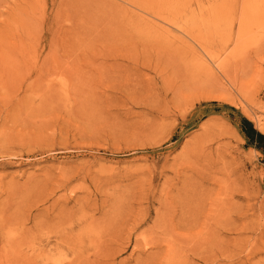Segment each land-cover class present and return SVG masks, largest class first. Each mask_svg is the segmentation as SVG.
Segmentation results:
<instances>
[{"label": "rangeland", "instance_id": "374dc122", "mask_svg": "<svg viewBox=\"0 0 264 264\" xmlns=\"http://www.w3.org/2000/svg\"><path fill=\"white\" fill-rule=\"evenodd\" d=\"M242 120L264 136V0H0V256L30 216L73 225L38 264H264Z\"/></svg>", "mask_w": 264, "mask_h": 264}, {"label": "bare ground", "instance_id": "6f19581e", "mask_svg": "<svg viewBox=\"0 0 264 264\" xmlns=\"http://www.w3.org/2000/svg\"><path fill=\"white\" fill-rule=\"evenodd\" d=\"M227 191H228L229 195L226 196L227 198H225V201L221 200V201H219L220 203H215V201H210L209 207H207V206L202 207V210L199 213V216L205 217V222L203 221V225H204V230H206L204 232V235L206 236V238L210 237V239H212V237H214L216 235L215 233L219 234L218 230H216V228H218L217 223H219L218 219H220L221 222H222L223 217L224 218L226 217L227 220H230V216H231L230 213L232 214L234 212L232 205L229 203L230 197L234 196L231 185L227 187ZM223 211H224V216L220 217L221 212H223ZM246 212H247V210L245 211L244 214H246ZM209 214H211V219L208 218ZM244 214H243V217L246 216ZM197 215H198V213H197ZM52 219H53V217H51L50 220H52ZM78 219H80V218H78ZM33 220L34 219H32L30 216H28L25 219L24 218L21 219L20 217L19 218L13 217V218L7 219V220H5V222H3V223H5L3 225H5L7 228L9 227V229L12 228V226L13 227L21 226V225L25 226L31 222L33 223V225L31 228H29V229L27 228V230L23 228L20 233H18L15 236H12L6 240V250H5V254H4L5 256L4 255L0 256V263L1 262L10 263L13 260V261H15V263L17 261L20 262V263L17 262L16 264H38L36 261L39 259H40V262H43L45 260L48 261L49 260L48 258H50V257L46 258L47 257L46 256L45 258H43V256H41L42 252L44 251V246L45 245L48 246L50 244V242L48 241L50 239V237H48L49 231L42 233L44 230H46L48 228L53 229L52 234H53V238H54L53 245H51V244L49 245L50 251L59 252V251H63V250H66V251H72L73 250V248H72L73 246L71 247V245H72L71 239L65 236L66 232L71 230V228L73 226L71 222H67L65 225L62 223L60 225H57L58 223H55L56 220L54 222L55 224L53 222L49 221V219L41 221V222H34ZM223 221L225 224L227 223V221H225V220H223ZM0 223H2V222H0ZM228 223L230 224V222H228ZM197 226H198V228H200L202 230V228H203L202 224H199ZM224 228L225 227H222V229H224ZM244 228H246V227L242 226L241 231H243L242 229H244ZM226 230L230 231L231 229L228 228ZM33 231H35V233L37 235H35V233H33ZM241 233H243V232H241ZM200 234H201L200 230H199V232L197 231L196 237H201L202 235L200 236ZM259 234H261V232H259ZM43 238H45V239H43ZM206 238L202 236L201 240L204 242V240ZM44 243H45V245H44ZM27 250H30L31 254H27V253H29V252H27ZM0 255H2V253H0ZM32 258H33V262L30 261V260H32ZM51 263L56 264V261H52ZM73 263H74V261H68L66 264H73Z\"/></svg>", "mask_w": 264, "mask_h": 264}, {"label": "trees", "instance_id": "16d2710c", "mask_svg": "<svg viewBox=\"0 0 264 264\" xmlns=\"http://www.w3.org/2000/svg\"><path fill=\"white\" fill-rule=\"evenodd\" d=\"M241 133L247 141V145L258 151L263 156L264 161V136L255 132L246 120L241 122Z\"/></svg>", "mask_w": 264, "mask_h": 264}]
</instances>
